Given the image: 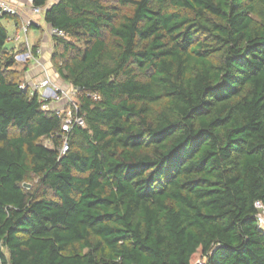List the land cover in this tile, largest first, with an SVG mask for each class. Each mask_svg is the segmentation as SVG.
Wrapping results in <instances>:
<instances>
[{"label": "trees", "instance_id": "1", "mask_svg": "<svg viewBox=\"0 0 264 264\" xmlns=\"http://www.w3.org/2000/svg\"><path fill=\"white\" fill-rule=\"evenodd\" d=\"M33 3L85 127L21 88L1 18L0 264H264V0Z\"/></svg>", "mask_w": 264, "mask_h": 264}, {"label": "built area", "instance_id": "2", "mask_svg": "<svg viewBox=\"0 0 264 264\" xmlns=\"http://www.w3.org/2000/svg\"><path fill=\"white\" fill-rule=\"evenodd\" d=\"M23 10V13L21 12ZM43 8L34 6L33 0H18L16 3L13 0H0V19L3 17L15 18L18 24L15 25V32L8 35L6 41L9 44L22 45L25 51L22 53L15 52L14 60L19 64H26L28 62L37 63L41 50L31 46L28 39L29 28L33 24V17L42 14ZM50 36H63V33L50 29ZM21 88L26 90L31 89V94L37 93L41 102V109L45 112L55 114L62 119L61 130L68 134L73 126L81 128L85 127V123L77 114V101L72 99L67 90L53 83V79L44 70L43 78L40 81L31 83L29 85H21ZM74 90V89H73ZM95 99L97 96L94 97ZM67 151L66 137L63 138V146L61 154ZM256 220L258 228L264 232V205L260 202L255 203Z\"/></svg>", "mask_w": 264, "mask_h": 264}, {"label": "crops", "instance_id": "3", "mask_svg": "<svg viewBox=\"0 0 264 264\" xmlns=\"http://www.w3.org/2000/svg\"><path fill=\"white\" fill-rule=\"evenodd\" d=\"M15 3L18 1V0H13ZM57 0H53L52 2L49 1V5L56 2ZM23 13V10L21 11ZM38 16L36 17H33V24L31 27L37 29L40 33V36H38L35 40V42L33 44H31V46L33 47H39V48H42V54L38 60L37 63H32V62H28L26 64H21L23 65V68L25 67V73L23 74L24 76V80L23 82L26 83V85H29L31 83H34V82H37V81H40L41 78H42V70H45L44 68H46V66L50 65V61H49V58H50V46H51V43H50V35H49V26H47L44 22V25H45V28L46 29V34L44 35V29H42V26H41V22L40 20H38L37 18ZM42 36V37H41ZM46 45H44V43ZM12 48L15 49V51L17 52L18 49H20V45H17V44H12L11 45ZM21 53V52H20ZM48 55V57H47ZM19 65V66H21ZM49 67V66H48Z\"/></svg>", "mask_w": 264, "mask_h": 264}, {"label": "rangeland", "instance_id": "4", "mask_svg": "<svg viewBox=\"0 0 264 264\" xmlns=\"http://www.w3.org/2000/svg\"><path fill=\"white\" fill-rule=\"evenodd\" d=\"M49 1L52 2L53 0H49ZM37 18H38V20H40V22H41L42 29H44V28H45V25H44L43 14H40ZM1 23H2L3 27L7 30L8 35H12V34L15 32L14 20H13L12 18H9V17H8V18H6V19H3V20L1 21ZM49 31H50V30H49ZM49 31H48V32H49ZM45 34H46V29H44V35H45ZM38 36H40V33H39V31H38L37 29H35V28H33V27L29 28L28 39H29V43H30V44H33ZM41 37H42V36H41ZM43 43H44V42H43ZM50 43H51V46H50V52H52V50H53V43H52V40H51V36H50ZM46 44H47V43H46ZM46 44L44 43V45H46ZM11 45H12V44H9V43H8V44H6V47H7V48H11ZM37 48L40 49L41 52H42V48H39V47H37ZM42 53H43V52H42ZM42 53H41V54H42ZM40 56H41V55H40ZM47 57H48V55H47ZM49 61H50V59H49ZM50 63H51V62H50ZM19 65H21V64L17 63V64L15 65V69L21 71V70L23 69V65H21V66H19ZM48 66H49V67H48ZM48 66H46V68H44V69L47 70L48 74H49V75L51 76V78L53 79V83H54L55 85L61 87L62 89L67 90V91L69 92L71 98H72V99L74 98V101L76 102V101H77V99H76V97H77V91H76L75 89L73 90V87H72V86H70L69 84H67L66 82H64V81L58 76V74L55 72V69L53 68L52 63H51L50 65H48ZM25 71H26V70H25ZM25 71H24V73H25ZM24 73H23V74H24ZM41 75H42V78H43L44 70H42V74H41ZM42 78H41V79H42ZM21 79L24 80V76H23V78L21 77ZM22 84H24V85L26 86V83H25V82H22ZM22 84H21V85H22ZM27 90L29 91L30 94L32 93L30 88H28ZM41 144H43L44 146H47V147H50V146H51V144H50V142H49L48 140H42V141H41Z\"/></svg>", "mask_w": 264, "mask_h": 264}, {"label": "water", "instance_id": "5", "mask_svg": "<svg viewBox=\"0 0 264 264\" xmlns=\"http://www.w3.org/2000/svg\"><path fill=\"white\" fill-rule=\"evenodd\" d=\"M26 187L28 186V185H25Z\"/></svg>", "mask_w": 264, "mask_h": 264}]
</instances>
